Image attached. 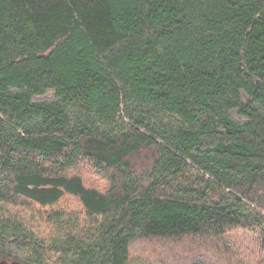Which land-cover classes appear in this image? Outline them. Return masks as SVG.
<instances>
[{
    "label": "trees",
    "instance_id": "16d2710c",
    "mask_svg": "<svg viewBox=\"0 0 264 264\" xmlns=\"http://www.w3.org/2000/svg\"><path fill=\"white\" fill-rule=\"evenodd\" d=\"M235 230L264 247V0H0V262Z\"/></svg>",
    "mask_w": 264,
    "mask_h": 264
},
{
    "label": "rangeland",
    "instance_id": "374dc122",
    "mask_svg": "<svg viewBox=\"0 0 264 264\" xmlns=\"http://www.w3.org/2000/svg\"><path fill=\"white\" fill-rule=\"evenodd\" d=\"M51 93L38 96L36 100H47ZM81 176L88 185L102 187L104 182L91 170L83 168ZM60 205L77 208L76 200L66 198ZM262 234L246 230H235L219 240H153L135 244L131 255L154 264H264ZM163 263H161V262Z\"/></svg>",
    "mask_w": 264,
    "mask_h": 264
},
{
    "label": "water",
    "instance_id": "95a60500",
    "mask_svg": "<svg viewBox=\"0 0 264 264\" xmlns=\"http://www.w3.org/2000/svg\"><path fill=\"white\" fill-rule=\"evenodd\" d=\"M0 264H8V263L3 261V262H0ZM11 264H15V263H11Z\"/></svg>",
    "mask_w": 264,
    "mask_h": 264
}]
</instances>
